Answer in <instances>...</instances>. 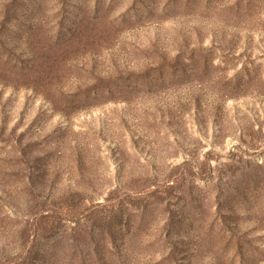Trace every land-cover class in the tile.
<instances>
[{"label":"rangeland","instance_id":"rangeland-1","mask_svg":"<svg viewBox=\"0 0 264 264\" xmlns=\"http://www.w3.org/2000/svg\"><path fill=\"white\" fill-rule=\"evenodd\" d=\"M0 264H264V0H0Z\"/></svg>","mask_w":264,"mask_h":264}]
</instances>
